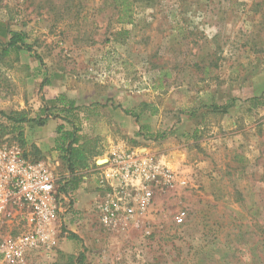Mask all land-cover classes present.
<instances>
[{
  "label": "rangeland",
  "instance_id": "obj_1",
  "mask_svg": "<svg viewBox=\"0 0 264 264\" xmlns=\"http://www.w3.org/2000/svg\"><path fill=\"white\" fill-rule=\"evenodd\" d=\"M131 1L128 24L114 0H0V42L18 32L30 48L5 55L0 45V124L9 133L0 144L36 161L29 138L64 154L73 132L89 167L69 176L71 189L86 177L84 193L96 198L82 229L58 225V249L79 232L72 252L27 264H264V0ZM18 115L43 124H23L20 138L7 121ZM133 149L189 184L158 192L142 229L110 231L97 210L96 169ZM63 158L55 171L65 181ZM21 227L15 207L0 242Z\"/></svg>",
  "mask_w": 264,
  "mask_h": 264
},
{
  "label": "built area",
  "instance_id": "obj_2",
  "mask_svg": "<svg viewBox=\"0 0 264 264\" xmlns=\"http://www.w3.org/2000/svg\"><path fill=\"white\" fill-rule=\"evenodd\" d=\"M97 173V210L110 231L142 229L158 192L189 184L161 158L138 149L114 152ZM59 181L51 166L26 158L18 144H0V225L15 207L23 220L17 236L0 242V264H27L29 253L57 247L58 222L68 199L60 193Z\"/></svg>",
  "mask_w": 264,
  "mask_h": 264
},
{
  "label": "crops",
  "instance_id": "obj_3",
  "mask_svg": "<svg viewBox=\"0 0 264 264\" xmlns=\"http://www.w3.org/2000/svg\"><path fill=\"white\" fill-rule=\"evenodd\" d=\"M60 121L62 124H65V122L63 120H60ZM61 125H60V128L63 129V126H61ZM44 129H45V126L40 127V130L42 132L44 131ZM40 138H41V136L38 137L37 139L35 138L36 140L35 139L33 140V138H29L27 140V142L29 143L28 145L35 143V145L38 147V149L40 151V152H38V158L36 159V161L45 162L49 166H51L54 170H56L57 167H59V165L61 164V162H62L61 157H64V154H61L59 151H52L51 153H49L47 146H46L47 141H48L47 138H45V139H40ZM25 157L31 159V157H29L26 154H25ZM201 165H203V164H201ZM200 167L202 168L203 166H200ZM70 175L74 176V174L72 175V174L68 173L66 175L67 179H65V181L62 179H61L62 181L60 180L61 181L60 193L63 194L66 198H68L67 200L65 198L66 201H64L63 204H67L68 202H70L71 199H73V201H74L76 198H78V201L76 202V200H75L74 205L73 204L69 205V207L67 209H65V212L60 216L58 225H61L62 221L65 222V225H68V224H71L72 222H75L76 225H74V227H80L82 229L83 228L82 225L84 224V222H86L84 219L85 215L83 213L86 210L92 209L93 201H95L96 198H94L95 196L93 193H89L91 191V189L88 190V193H84V192H86L84 190V187L88 186V183H89V181L86 177L83 178V180H85V183L84 182L79 183L78 185H75L73 189H71V186H73L71 184L73 179H72V177H69ZM206 179L207 178L205 177L203 180H206ZM81 216H82V219L78 220L77 218L81 217ZM21 217H22V215H21ZM85 225H86V227H88L87 223ZM1 226L2 225H0V227ZM22 229H23V227H21L20 232L22 231ZM85 229L87 230V228H85ZM77 233H79V232L73 231V234H76L78 236ZM73 242H74V240L68 238V239L64 240V242L61 244L59 249H58L59 245H57V247H55L54 250L53 249H51V250L42 249V250H38V251H33V252L29 253V257H28L29 262L32 261V257L34 255H40V256H42V258L45 259V257L49 258V255H51L50 258L55 257L57 255V253H59V251L60 252L62 251L64 253H70V252H72V246L74 244ZM48 251H49V254H48Z\"/></svg>",
  "mask_w": 264,
  "mask_h": 264
},
{
  "label": "trees",
  "instance_id": "obj_4",
  "mask_svg": "<svg viewBox=\"0 0 264 264\" xmlns=\"http://www.w3.org/2000/svg\"><path fill=\"white\" fill-rule=\"evenodd\" d=\"M116 8L118 11V19L121 23L131 24L133 22V12L132 6L133 2L131 0H114ZM26 36L23 33L12 32L9 38V41L6 44L0 45L2 47V51L5 55H9L12 51L16 53H20L23 50L30 51V48L25 44ZM46 85H49L46 83ZM64 98L60 99L63 100ZM65 100V99H64ZM59 101V100H58ZM254 102V100H253ZM71 109L74 107V103L70 102ZM257 107V105H255ZM230 106L224 107L223 109L227 111ZM216 109V108H215ZM8 123L13 127V132L18 134L20 138H23V124L28 122H36L39 125H42L43 122L30 120L24 115H18L14 117L7 118ZM6 128L0 124V139H3L6 135H8ZM65 140L71 141L66 149H63L64 160L68 164V169L70 174L76 173L78 168L87 169L89 167V157L87 156V150L83 147H74L75 144L78 143V140L75 138V134L73 132L64 134ZM159 139V137H157ZM23 142V140L21 139ZM69 238L72 240H79V237L76 234H69Z\"/></svg>",
  "mask_w": 264,
  "mask_h": 264
}]
</instances>
